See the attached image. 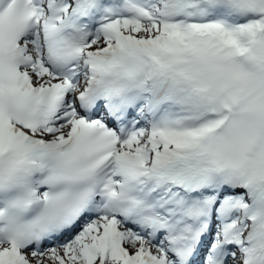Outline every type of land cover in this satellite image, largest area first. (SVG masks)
<instances>
[{"label":"snow or ice","instance_id":"1","mask_svg":"<svg viewBox=\"0 0 264 264\" xmlns=\"http://www.w3.org/2000/svg\"><path fill=\"white\" fill-rule=\"evenodd\" d=\"M0 264H264V0H0Z\"/></svg>","mask_w":264,"mask_h":264}]
</instances>
